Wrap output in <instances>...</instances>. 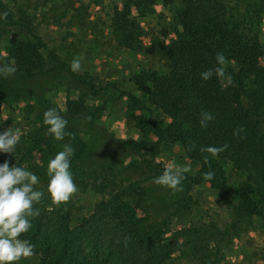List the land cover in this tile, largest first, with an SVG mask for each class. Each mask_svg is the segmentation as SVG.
<instances>
[{
  "label": "trees",
  "instance_id": "1",
  "mask_svg": "<svg viewBox=\"0 0 264 264\" xmlns=\"http://www.w3.org/2000/svg\"><path fill=\"white\" fill-rule=\"evenodd\" d=\"M87 1L106 8L115 46L130 53L149 52L175 68L165 72L142 69L129 77L141 96L122 89L120 93L128 99V108H135L130 116L141 137L124 144L125 156L120 161L93 160L82 166L89 157L91 136L103 106L88 104L84 97L66 100L65 131L72 135L57 140L48 133L44 113L49 104L19 90L18 82L56 69L73 73L70 61L51 51L45 53L27 10L0 0V14H8L1 23L15 30L0 64H14L17 69L7 78L0 75V104H13L27 123L15 152H0V165L8 161L10 167L33 172L39 177L34 190L44 193L34 204L40 214L31 218V228L19 238L35 245L38 264H167L173 256L180 257L182 264H219L226 248L252 220L264 218V0ZM157 4L171 10L173 36L154 40L147 48L139 14L153 12ZM86 8L84 0H62L54 10L60 12L58 19L70 12L69 23L84 24ZM217 53L226 57L223 67L232 76L231 84L216 75L208 80L201 77L202 72L220 66ZM78 77L95 90L91 79ZM204 111L214 116L206 128L200 124ZM158 114L168 118L167 127ZM240 126L244 131L234 135ZM169 142L178 143L199 167L195 174H185L182 190L171 189L176 199L170 198L167 217L158 219L148 209L160 198L144 185L132 188L137 180L129 184L125 180L126 173L154 162L162 144ZM69 143L75 150L70 168L74 182L101 195L93 210L76 224L68 211L69 201L57 205L48 192V163ZM223 145L226 150L215 156L201 151ZM156 164L154 176H160L165 166ZM208 171L215 173L211 180L203 177ZM199 184L225 195L229 219L185 224L168 235L176 214L189 209L190 189Z\"/></svg>",
  "mask_w": 264,
  "mask_h": 264
},
{
  "label": "rangeland",
  "instance_id": "2",
  "mask_svg": "<svg viewBox=\"0 0 264 264\" xmlns=\"http://www.w3.org/2000/svg\"><path fill=\"white\" fill-rule=\"evenodd\" d=\"M7 4L22 6L31 15L34 32L41 37L45 44V53L51 51L71 62L74 58L81 59V69L76 74L85 75L95 84V90L81 82L80 77L62 69L47 75L24 78L18 82V89L31 94L36 100H46L49 108H57L65 118V101L84 97L87 103L94 106L102 105L101 114L95 123L94 135L91 136V150L89 157L82 164L85 166L100 160H122L125 156L124 144L129 139H139L142 133L133 125L130 112L135 108H128V99L120 93V89L127 90L134 95L141 94L133 88L128 79L142 69L165 72L175 68V65L149 52L130 53L115 46L108 29L106 8L89 4L84 0L87 8L83 11L84 24L69 23L70 12L60 19L54 8L62 0H4ZM139 20L145 35L143 43L148 48L154 40H168L173 29L172 12L157 4L155 10L149 14L140 15ZM0 61L5 55V47L13 39L15 30L4 26L0 18ZM261 35L264 38V21L261 24ZM146 50V49H144ZM2 75V74H0ZM108 85V89H99ZM13 100V99H9ZM157 113V112H156ZM155 113V115H157ZM0 129L5 131L9 127L19 130L22 134L26 126L21 110L12 105L0 104ZM157 118L164 126H168V118L158 114ZM25 134V133H24ZM27 138V134L23 136ZM125 138V139H121ZM156 163L167 166L170 163L178 165L190 164V174H195L199 164L190 159L178 143H163L154 162L137 169L133 173H126L125 184L136 181L132 188L144 185L151 195L160 198L159 202L151 207V215L158 219L167 217L170 198L176 199L170 188L154 183L157 174ZM227 171L230 166L226 165ZM230 173H232L230 171ZM125 174V173H124ZM152 176V177H151ZM234 178V176L232 177ZM231 178V179H232ZM78 192L68 202V211L76 224L82 217L88 215L100 200L101 195L94 192L88 185L76 184ZM222 195L205 184L194 185L189 192L187 206L189 209L178 212L168 227V235L182 225L194 222L213 220L224 222L229 219V210ZM171 201V202H172ZM180 257L173 256L167 264H182ZM14 264H38L33 255L22 258ZM219 264H264V218L255 217L252 223L242 231L237 238L226 248L223 259Z\"/></svg>",
  "mask_w": 264,
  "mask_h": 264
},
{
  "label": "clouds",
  "instance_id": "3",
  "mask_svg": "<svg viewBox=\"0 0 264 264\" xmlns=\"http://www.w3.org/2000/svg\"><path fill=\"white\" fill-rule=\"evenodd\" d=\"M7 13L0 14V18H6ZM81 59L74 58L71 62V69L77 72L81 69ZM217 64L220 65L213 69H208L201 73L204 80L211 79L216 75L228 84L232 82V76L227 73L223 67L226 57L223 53H217ZM17 71L14 64H0V74L5 78L14 75ZM211 112L204 111L201 113V127L206 128L208 122L213 120ZM68 121L60 115L57 108H49L44 113V124L48 125V133L53 135L57 140H63L66 135L71 133L65 131ZM244 131L240 126L234 130V135H239ZM21 139L19 130L9 127L0 133V152L14 153L17 144ZM125 139V138H121ZM193 142V146H194ZM227 145L220 147L208 146L201 148L202 152H208L213 156L226 150ZM74 148L71 144L63 145V150L58 152L48 163V192L55 204L67 203L71 197L78 192V186L74 182L73 174L70 171L71 157L74 155ZM208 162V157H204ZM190 164L178 165L175 163L168 164L163 173L154 178V183L170 188L173 191L181 189L182 181L186 178L185 174L190 172ZM215 176L214 171L203 173L206 180H211ZM39 183V177L33 172L19 167L9 166L5 161L0 165V264H14L22 258H29L34 255L35 245L28 240H22L19 237L31 228V218L38 216L39 209L34 208V204L39 203L44 193L34 190V186ZM129 237H125V246Z\"/></svg>",
  "mask_w": 264,
  "mask_h": 264
}]
</instances>
